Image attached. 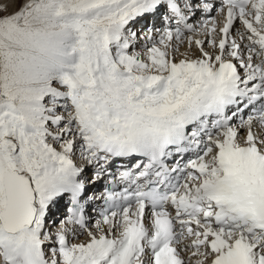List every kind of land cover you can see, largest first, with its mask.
Listing matches in <instances>:
<instances>
[{"label": "snow or ice", "instance_id": "snow-or-ice-1", "mask_svg": "<svg viewBox=\"0 0 264 264\" xmlns=\"http://www.w3.org/2000/svg\"><path fill=\"white\" fill-rule=\"evenodd\" d=\"M0 264H264V0H0Z\"/></svg>", "mask_w": 264, "mask_h": 264}, {"label": "bare ground", "instance_id": "bare-ground-1", "mask_svg": "<svg viewBox=\"0 0 264 264\" xmlns=\"http://www.w3.org/2000/svg\"><path fill=\"white\" fill-rule=\"evenodd\" d=\"M199 17H200V14L197 13V15H196V17L194 18V20L197 19V18H199ZM133 27H134V28L138 27L137 23H136L135 25H133ZM236 27H237V26H236ZM237 28H239V27H237ZM137 48H139V45H137ZM78 162H79V161H78ZM60 210H62V201L60 202L59 207H58V211H57L59 214L61 213ZM57 215H58V214H57ZM64 215H65V214H64ZM56 217H57V216L54 215V218H56ZM99 219H100V217H99ZM97 220H98V219H97ZM88 226H89V227H93V224H91V223L88 222ZM69 239H70L72 242H80V241H84V240H86V239H87V236L84 235V234H81V235L79 236L78 240H73L71 236L69 237Z\"/></svg>", "mask_w": 264, "mask_h": 264}, {"label": "rangeland", "instance_id": "rangeland-1", "mask_svg": "<svg viewBox=\"0 0 264 264\" xmlns=\"http://www.w3.org/2000/svg\"><path fill=\"white\" fill-rule=\"evenodd\" d=\"M239 27H240V26H239ZM60 212H61L60 215H64V214H63V209L60 210ZM58 215H59V214H58ZM60 215H59V216H60ZM56 218H57V217H56ZM56 218H55V219H56ZM57 222H58V221H57Z\"/></svg>", "mask_w": 264, "mask_h": 264}]
</instances>
